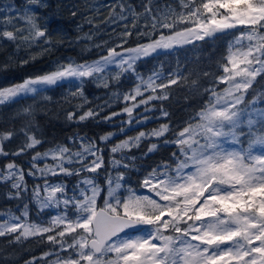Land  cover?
Instances as JSON below:
<instances>
[{
    "label": "snow or ice",
    "instance_id": "1",
    "mask_svg": "<svg viewBox=\"0 0 264 264\" xmlns=\"http://www.w3.org/2000/svg\"><path fill=\"white\" fill-rule=\"evenodd\" d=\"M26 4L47 7L43 0ZM105 7L109 14L101 23L125 22L115 47L92 62H57L48 72L0 87V107L29 97L34 102L37 97L49 100L48 89L72 81L76 83L71 95L86 103V82L107 89L122 78H134L130 90L113 93L124 105L120 111L101 117L112 106L109 98L78 117L76 112L67 113L69 121L99 118L105 123L126 115L119 129L125 134V124L167 120L170 113L164 102L173 99L176 87L188 89L186 100L204 94L208 99L181 126L161 123L112 144L103 185L98 182L105 169L101 145L107 146L116 132L100 136L99 142L77 134L69 137L71 146L36 150L27 173L15 160L5 163L0 185L4 198L17 202L18 214L0 210V238L21 247L28 241L52 246L24 264H264V87H258L264 81V0H176L175 4L144 0L141 11L126 0H114ZM0 13V40L11 42L17 52L34 46H40L41 53L51 51L48 28L41 26L38 12L8 4ZM87 22L96 26L94 19ZM133 35L146 37L147 42L124 47ZM84 38L90 40L91 35ZM218 39H226L227 47L215 61V72L198 63L185 72L179 61L167 71L160 64L147 76L138 71L141 60L188 45L198 49L197 42ZM201 77L209 78L208 86ZM153 102H159V117L147 115L157 110ZM141 107L143 114L137 113ZM34 113L29 104L16 114L26 119L20 128L25 139L16 150L5 147L16 133L0 131V157L26 155L43 143L32 131ZM145 141L149 143L144 157L157 151L161 142L176 150L148 172L140 185L146 191L138 193L125 180L127 170L136 167L132 151ZM49 160L42 167L38 163ZM26 175L43 179V186L29 190ZM61 175L79 178L71 196L65 183L48 179ZM31 204L38 212L56 209L57 213L46 222L33 221ZM10 258L0 249V259Z\"/></svg>",
    "mask_w": 264,
    "mask_h": 264
},
{
    "label": "trees",
    "instance_id": "2",
    "mask_svg": "<svg viewBox=\"0 0 264 264\" xmlns=\"http://www.w3.org/2000/svg\"><path fill=\"white\" fill-rule=\"evenodd\" d=\"M94 0H43L47 4L46 8H36V12L40 16L41 26H47L48 35L51 38V51L41 53L40 46H34L31 49L21 48L18 52L15 45L10 43L9 46H3L0 41V57H5L12 54L14 62L8 65L5 69H0V78L3 79L1 83L9 82L18 83L23 78L27 77L34 70L39 72H48L55 67L57 62H64L66 59H72L77 63H83L85 61L90 62L100 57L102 53L97 50L83 49L84 41L80 40L79 34L85 29H91L93 31H99L100 23L108 12V8L105 5H111L114 0H95L100 3L101 6H97V10L92 11ZM137 11H141V5L144 0H126ZM158 4L172 3L175 4L176 0H157ZM16 4L21 3L17 0ZM75 11L76 15L73 16L72 12ZM94 19L96 26L89 24L87 21ZM123 23L112 24L119 26L117 30L122 33L125 31ZM113 27V28H114ZM129 27L131 25L129 24ZM135 31V30H133ZM166 31V30H165ZM79 38V41H78ZM138 42H147L146 37L137 38L135 35L128 38V43L124 47H135ZM198 49H192L191 45L184 48L177 49L176 52L165 54L161 52L159 56H153L141 60L138 62V71L147 76L154 67H159L160 64L164 65V69L171 70L177 66L179 61L181 67L185 72L191 69L195 64H199L200 68L210 72L217 71L215 61L225 53L227 42L226 39H218L215 41L197 42ZM46 47V46H44ZM35 56V59L32 57ZM28 60L27 64H22L21 61ZM8 64V63H7ZM134 83V78H122L120 83H114L111 88L118 91L129 90ZM201 83L204 86H208L209 78L201 77ZM6 86V85H5ZM223 85H220L222 88ZM258 87H264V81ZM106 91L104 87H97L92 82H86L83 86L84 97L87 98V102L84 103L81 98L73 97L71 91L66 84L62 86H55L47 90V95L50 96L49 100H43L42 98H36L34 102L30 97L27 99H21L18 103L0 107V131H12L16 133L11 141L6 142V150L14 151L19 148L25 137L20 132V128L26 123V119L17 116V112L22 108L32 104L34 113V123L32 131L40 138L43 143L38 146V149H34L26 155L19 157L9 156L7 158L0 157V167H3L5 163L10 160H15L26 171V162L31 160V156L34 151L39 150L44 152L49 148L54 147L57 144L70 145L69 137H75L77 134L80 136H87L88 138L95 139L99 142V137L109 132H113L115 127H112L109 123L102 122L98 119H88L84 122L69 121L63 117L69 111L76 112V115L85 109L87 105L91 107V101L97 102L93 97L99 96ZM175 95L171 101H165L164 105L166 110L170 113V117L160 119L165 123H170L173 128L181 126L194 111L198 110L200 106L208 99L207 94L189 97L187 100L184 98L188 93L186 87L174 88ZM251 97H249L250 99ZM83 103V108L78 110V106ZM157 104L156 116H159L158 111L159 102H153ZM86 104V105H84ZM120 105L119 102H117ZM113 109L105 110L101 113L103 117L106 113H110ZM146 128V127H144ZM148 141L139 149H134L131 155H135L137 160L135 161L136 167L127 170L128 184L137 186L140 178L147 175L149 171L161 160L170 159L171 153L175 151L174 146H161L154 153L149 154L147 157L143 156V153L147 151ZM101 145L104 147V160L105 169L101 170L104 173L110 168L109 165V145ZM125 171L124 169H121ZM105 176V175H104ZM73 179H65L70 184ZM103 185V181H100ZM3 186L1 185L0 188ZM17 202L14 200H6L0 198V210L6 208H14ZM13 210V209H12ZM14 211H18L14 209ZM33 213V212H32ZM34 214V213H33ZM46 214L41 215L45 217ZM47 243H35L34 241H28L25 246L9 245L6 238H0V249L6 250L11 254L9 260L0 259V264H24V262L31 256H40L43 252L48 251L51 247Z\"/></svg>",
    "mask_w": 264,
    "mask_h": 264
},
{
    "label": "rangeland",
    "instance_id": "3",
    "mask_svg": "<svg viewBox=\"0 0 264 264\" xmlns=\"http://www.w3.org/2000/svg\"><path fill=\"white\" fill-rule=\"evenodd\" d=\"M18 1L21 3L20 5L16 4L17 0H0V8H3L5 5H8V4H13L17 8L21 9V10H23L25 7H28L29 9L36 11L34 9L35 6H31V5H27L26 4V0H18ZM97 6H101V5H100V3H98V2H96L94 0L93 1V6H92L93 7L92 8V11L97 10ZM2 14L3 13H0V15H2ZM107 17H108V14L105 17H103V20L102 21H104ZM99 22L101 23V21H99ZM114 26L115 25H112V24L102 23V24H100V27L101 28L99 29V31H93L91 29H88V30L85 29L84 31L82 30V32L78 35L79 38H80V40L84 41L82 48L83 49H88V50H97L99 53H102L100 55H106L107 48L108 47H115V45L120 41V37L118 36V33H120V32L117 30V28L119 26H116V27H114ZM0 28H2V26H0ZM86 34H90L91 35V39L90 40L84 38ZM79 38H78V41H79ZM0 41H2V44H3L4 47L5 46H9L10 43H11V42H8L6 40H0ZM97 45H100V47H97ZM117 50L118 51H121L122 49H117ZM11 55L12 54L7 55L5 57H0V69H5L6 67H4V65H11L12 62H14V57L11 56ZM9 57H11L12 59H9ZM98 58H96V59H98ZM69 60H72V59H66L64 62H67ZM92 61H94V60H92ZM92 61H90V62H92ZM64 62H60V63H64ZM43 73H45V72H39V71L34 70V72L31 73L30 75H28L27 77L36 76V75H40V74H43ZM27 77H25V78H27ZM25 78H23V79H25ZM2 80L3 79L0 78V82H2ZM74 83H76V82H74V81H72V82H64V84H66L68 86V89L71 90V91H75V88L73 87V84ZM114 83L115 82H113L110 85V87L107 88L106 91L103 94L99 95L98 97L97 96L93 97L97 102L91 101L90 102V103H92L91 104V107L88 106V108H87V105L84 104L86 106H85V109L83 111H86L89 108L96 109L98 107V105L104 104L105 101L109 100V98H112L113 103H112V106L110 108H105V110L116 108L113 111H120V109L124 105H123V103H120V105H118L117 102H116V100H115V97L113 96V93L118 91L117 89L111 88ZM11 84H14V83L9 82V85H11ZM93 84H95V83H93ZM5 85L8 86L7 85V82L6 83L5 82L4 83H1V86H5ZM223 87H224V85L222 86V88ZM119 92L123 93L122 91H119ZM124 92H126V91H124ZM46 94H47V92H46ZM37 98H40V97H37ZM82 112L80 114H82ZM137 113L143 114V108L141 107L140 109H137ZM156 113H157V111L149 112V113H147V115L153 116V117H159V116H156ZM107 114H109V113H106L105 115H107ZM63 118L64 119H67V114H65V116ZM127 119H128V117L126 115H123V116L115 117L110 122V125L112 127H115L114 130H113V132H116L117 135L114 136L113 139L110 141L111 144L109 145V148L111 147L112 144L118 142L119 140L124 139L125 138V135H127V136H134V135L138 134V132L141 131V130H146V131L147 130H151L153 128L158 127L161 123H165V122H163V121L160 120V119H163V118H160V119H150L146 123L140 124V125L133 124L131 127H128L125 124L124 127L126 128V133L125 134H120L119 133V129L121 127V124H122L123 121H126ZM144 127H146V128H144ZM169 135H171V134H169ZM153 142H155V141H153ZM161 146H174V145H164L161 142L159 144V147H161ZM76 147H79V145H76ZM226 147H231V146L230 145H226ZM29 162L30 161H27L26 164H25V166H26L25 173H27L28 169L30 168V163ZM38 163L42 167L44 163H51V161L50 160L49 161H40ZM2 168L3 167H0V169H2ZM121 171H123V170H121ZM82 175L88 176V175H92V174L91 173H82ZM104 175H105V172L104 173H101L99 175V177H98V182L99 183L102 180L103 181V184H104V180H105V176ZM144 177L140 178V181L138 182L137 186H133L132 184H128L127 183L128 182L127 176H126L125 183L127 185H130L132 188H134L138 193H144L146 190L145 189H142L140 187L141 181L143 180ZM25 179H26V182H27V184L29 186V190H31V188L34 187L37 184L43 186V179H40L38 177H32V176H27L26 175L25 176ZM48 179H49V181L51 183H60V182L65 183L67 185V193H68L69 196H71L72 195L73 186L77 183V180L79 178L76 177V176L65 177V176H62L61 175V176H58V177H49ZM65 179H73V180L70 182V184H68L65 181ZM3 192H4V187L0 188V198L1 199H5L4 196H3ZM98 204H100V205L103 204V199L102 198L98 200ZM8 209H10V208H6L5 207V211H7ZM11 209H13V211H14V209H16V206L14 208H11ZM56 213H57V210L56 209H48V210H45L44 212H38L37 207H36L35 204H31L30 205V218H31V220L36 221V222H46L50 215H54ZM17 214H18V211H17ZM44 214H46L45 217H41V215H44ZM48 246L52 248L51 245H48ZM37 257H39V256H37ZM52 258H54V257H50V259H52Z\"/></svg>",
    "mask_w": 264,
    "mask_h": 264
}]
</instances>
